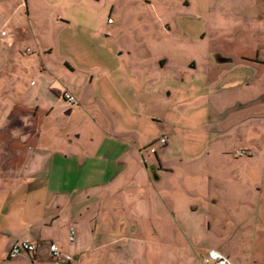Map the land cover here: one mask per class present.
Segmentation results:
<instances>
[{
	"label": "crops",
	"instance_id": "obj_1",
	"mask_svg": "<svg viewBox=\"0 0 264 264\" xmlns=\"http://www.w3.org/2000/svg\"><path fill=\"white\" fill-rule=\"evenodd\" d=\"M50 2L0 0V264H202L209 250L232 264H264V52L203 62L205 84L218 85L224 69L230 91L207 94L216 115L188 123L184 113L182 127L210 135L189 143L177 134L187 159L172 169L170 126L157 134L146 126L163 116L140 111L149 100L137 107L133 83L112 63L96 81L77 69L71 43L60 40L65 14L35 7ZM155 143L160 152L148 149ZM23 239L39 243L37 252L8 258ZM49 242L74 262L50 259Z\"/></svg>",
	"mask_w": 264,
	"mask_h": 264
},
{
	"label": "rangeland",
	"instance_id": "obj_2",
	"mask_svg": "<svg viewBox=\"0 0 264 264\" xmlns=\"http://www.w3.org/2000/svg\"><path fill=\"white\" fill-rule=\"evenodd\" d=\"M185 1L188 7H184ZM44 5L49 7L42 9ZM35 7L40 12L65 14L68 24L60 40L71 43L69 59L79 66L77 69L93 73L96 81L100 68L112 63L122 83L125 76L133 83L137 107L138 99L149 100V109L140 111L147 118L163 116L162 122L148 119L146 126L152 134L158 133V126H170L175 145L168 148L165 158L177 170L182 165L176 161L187 159L177 134L187 135L189 143L197 137L202 143L210 135L202 126L183 128L184 113L188 123L216 115L218 104L207 94L230 91L224 69L217 74L218 85L205 84L208 73L203 62L224 65L229 61L225 58H230L224 53L237 56L254 50L264 52V0H53ZM192 61L196 62L194 69L189 66ZM74 76L77 81L83 77L79 73ZM250 128L246 130L248 136ZM237 142L232 137L231 144ZM151 146L160 152L157 143ZM262 147L264 156V142ZM236 150L240 149H233V154Z\"/></svg>",
	"mask_w": 264,
	"mask_h": 264
},
{
	"label": "built area",
	"instance_id": "obj_3",
	"mask_svg": "<svg viewBox=\"0 0 264 264\" xmlns=\"http://www.w3.org/2000/svg\"><path fill=\"white\" fill-rule=\"evenodd\" d=\"M109 21V19H108ZM6 31L3 29H0V36H5ZM27 51H30L27 49ZM63 98L65 101L72 105H76L78 103V100L76 97L71 94L68 91H65L63 93ZM167 141L166 136H162L159 138L158 142L160 144H165ZM151 152H155V148L153 146L150 147ZM247 154L246 150H236L234 152L235 156H245ZM39 243L30 241L27 239L23 240H14L8 249V258H15L19 255L22 254H28L32 255L35 254L38 250ZM47 249H48V257L52 259L53 261H58L62 259L64 262L67 263H73L74 262V257L71 256L70 254L67 253H62L57 246L55 242H49L47 244ZM202 264H232L226 256L221 254L219 251L216 250H209L202 258H201Z\"/></svg>",
	"mask_w": 264,
	"mask_h": 264
}]
</instances>
